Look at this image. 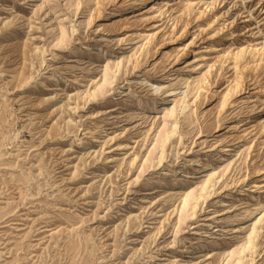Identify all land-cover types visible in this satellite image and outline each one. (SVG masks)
I'll use <instances>...</instances> for the list:
<instances>
[{
  "label": "rangeland",
  "instance_id": "1",
  "mask_svg": "<svg viewBox=\"0 0 264 264\" xmlns=\"http://www.w3.org/2000/svg\"><path fill=\"white\" fill-rule=\"evenodd\" d=\"M130 1L0 0V264H264V0Z\"/></svg>",
  "mask_w": 264,
  "mask_h": 264
},
{
  "label": "bare ground",
  "instance_id": "2",
  "mask_svg": "<svg viewBox=\"0 0 264 264\" xmlns=\"http://www.w3.org/2000/svg\"><path fill=\"white\" fill-rule=\"evenodd\" d=\"M148 1L149 0H131L130 2H129V9H135L136 11L138 10V7H140V6H144L146 3H148ZM175 1V0H174ZM165 4H167V2H165ZM162 14V13H161ZM64 31V30H63ZM63 35H65V34H63ZM227 36L228 35H225V39L227 38ZM146 43H144L143 45H145ZM143 45H141V46H143ZM107 66V65H106ZM105 66V67H106ZM104 67V68H105ZM168 72V71H167ZM167 72H165L163 75H164V79H167ZM109 73H108V69H107V67L105 68V70H104V73H103V83H108L107 82V75H108ZM163 78V77H162ZM188 82H187V79L184 77V75H181L180 77L178 76V78L176 79V81H175V83H174V85H173V87H168V89L166 90V91H164L163 93H165L166 92V95L165 96H168V97H170V96H172V97H174L175 95H177V90L178 89H180V88H182L184 85H186ZM102 86H103V84H101ZM100 85V86H101ZM165 87V84H161L160 86L158 85L157 86V89H162V88H164ZM165 90V89H164ZM157 91V90H156ZM183 102V101H182ZM157 103H158V100H153L152 102H151V105H153V106H155L156 107V105H157ZM154 107V108H155ZM184 107V106H183ZM173 110V108H170L169 110H167L166 111V114H163V115H165V116H168L169 115V113L170 114H172L171 113V111ZM171 117V116H170ZM164 136H166V137H168V133L166 132V134L164 135ZM163 137V136H162ZM190 192V191H189ZM183 196V195H182ZM192 198V196L187 192L183 197H182V199H180L181 200V211H185L186 209H187V207H188V204H189V200ZM191 202V201H190ZM187 211V210H186ZM187 214V213H186ZM261 218V217H260ZM258 220V219H257ZM232 264V263H231Z\"/></svg>",
  "mask_w": 264,
  "mask_h": 264
}]
</instances>
